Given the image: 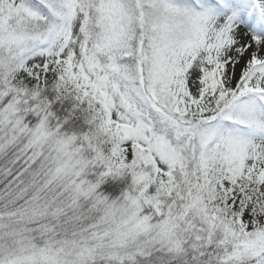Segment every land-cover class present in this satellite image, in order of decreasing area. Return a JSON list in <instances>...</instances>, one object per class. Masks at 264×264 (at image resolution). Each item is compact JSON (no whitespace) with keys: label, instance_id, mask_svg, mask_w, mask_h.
Returning <instances> with one entry per match:
<instances>
[{"label":"snow or ice","instance_id":"snow-or-ice-1","mask_svg":"<svg viewBox=\"0 0 264 264\" xmlns=\"http://www.w3.org/2000/svg\"><path fill=\"white\" fill-rule=\"evenodd\" d=\"M0 264H264V0H0Z\"/></svg>","mask_w":264,"mask_h":264},{"label":"trees","instance_id":"trees-1","mask_svg":"<svg viewBox=\"0 0 264 264\" xmlns=\"http://www.w3.org/2000/svg\"><path fill=\"white\" fill-rule=\"evenodd\" d=\"M54 95V94H53ZM50 100L53 97H49ZM51 110L53 112V119L62 122V130L68 133H81L88 130L89 125L86 121L85 114L79 110L74 109L72 102L69 100H56L51 103ZM103 166L96 167L92 171H87L84 174L85 179L96 182L101 179L97 191L107 195L110 199L120 197L122 192L128 190L131 186L130 174H107L100 176L104 172Z\"/></svg>","mask_w":264,"mask_h":264}]
</instances>
